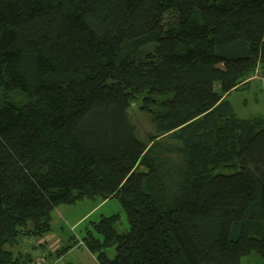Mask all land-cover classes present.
<instances>
[{
  "label": "trees",
  "instance_id": "trees-1",
  "mask_svg": "<svg viewBox=\"0 0 264 264\" xmlns=\"http://www.w3.org/2000/svg\"><path fill=\"white\" fill-rule=\"evenodd\" d=\"M263 63L264 0H0V264L98 197L99 264L264 260V116L227 98Z\"/></svg>",
  "mask_w": 264,
  "mask_h": 264
},
{
  "label": "rangeland",
  "instance_id": "rangeland-1",
  "mask_svg": "<svg viewBox=\"0 0 264 264\" xmlns=\"http://www.w3.org/2000/svg\"><path fill=\"white\" fill-rule=\"evenodd\" d=\"M261 66L263 70H258L259 72H257L259 74H264V63ZM259 68L261 69V67ZM227 98L231 102L236 113L241 117H251L255 115L264 116V82L257 78L251 79L245 85L232 90ZM135 109L136 107L132 112L135 120H137L141 126L143 123L147 125L146 119ZM147 128H143L142 126L143 130H147ZM102 200L103 198L98 197L95 200L82 199L72 204L59 205V207L52 211L53 232L62 236L65 244L70 243L71 245L74 235L78 234L80 237L84 238L88 229L93 230L92 221H97L103 216L112 214L119 215L117 226L120 230L128 229L127 213L120 200L115 197L108 198L103 202ZM82 217L84 218L74 225ZM72 225H74V228H72ZM235 235L236 233H234V236ZM21 245L31 248L28 240L24 241ZM69 249H72V247ZM68 250L65 253L66 255L64 254L63 256L64 264H98L97 252L91 251L87 246L75 247L69 250V252ZM107 251L109 256L113 257L115 255V248L113 246L109 247ZM32 254H37L35 248L32 249ZM241 262L244 264H264V260L255 252L243 256Z\"/></svg>",
  "mask_w": 264,
  "mask_h": 264
},
{
  "label": "crops",
  "instance_id": "crops-1",
  "mask_svg": "<svg viewBox=\"0 0 264 264\" xmlns=\"http://www.w3.org/2000/svg\"><path fill=\"white\" fill-rule=\"evenodd\" d=\"M259 67H261V69ZM257 69L258 70H263L261 65H259ZM105 200L106 199H103L102 202L105 201ZM90 212H88V213H90ZM83 218L84 217L80 218L74 225H76L77 223H79ZM52 219H53V216H52ZM74 225H72V228H74ZM29 239H30L29 236L28 237H22L21 240H20V242L18 244L14 245V246H9V248L13 249L16 252L29 253V254L32 255L33 258H35L38 255H40L41 253H43L46 256L47 260H53V259H55L57 257L55 252L58 249L70 245V243L69 244L68 243L67 244L64 243L62 236H60L59 234H56V233L53 232V227H52V230L51 231H49V232L45 233L44 235L38 237V240H39V243L38 244H31V242H30ZM83 239L84 238L83 237H80L78 234L74 235L72 237V242H73L72 244H74L72 246V249L75 248V247H83V246H86ZM26 240L29 241V243L31 245V248L28 247V246H22L21 245ZM34 248H35V250H37V254L36 255H33L32 254V249H34ZM72 249H69V250H72ZM69 250H68V252H69ZM64 254L61 255L62 259L64 258L63 257ZM68 264H71V263H68Z\"/></svg>",
  "mask_w": 264,
  "mask_h": 264
},
{
  "label": "built area",
  "instance_id": "built-area-1",
  "mask_svg": "<svg viewBox=\"0 0 264 264\" xmlns=\"http://www.w3.org/2000/svg\"><path fill=\"white\" fill-rule=\"evenodd\" d=\"M257 71L258 69L255 71V73L252 76L249 77L248 80L257 78L264 82V74H259L258 73L259 71L258 72ZM29 240L31 244L39 243L38 237H35V236L30 237ZM30 264H64V263H63V259L61 256L56 257L53 260H47L46 256L43 253H41L40 255L35 257Z\"/></svg>",
  "mask_w": 264,
  "mask_h": 264
}]
</instances>
